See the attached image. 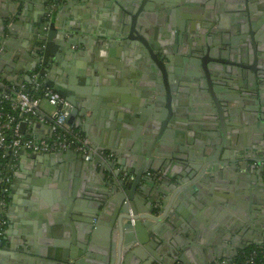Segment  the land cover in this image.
I'll return each instance as SVG.
<instances>
[{
	"label": "water",
	"instance_id": "1",
	"mask_svg": "<svg viewBox=\"0 0 264 264\" xmlns=\"http://www.w3.org/2000/svg\"><path fill=\"white\" fill-rule=\"evenodd\" d=\"M71 1L0 0V6L3 2L7 9L0 22L2 78L21 89L24 83L30 84L27 74L37 72L47 88L69 103L71 108L66 125L74 123L90 141L96 142L90 127L96 122L101 136V143L97 148L93 147L87 161L84 156L73 152L18 153L28 157V165L19 161L18 171L13 174L12 187L21 195L17 211L24 218H41L45 214L41 210L42 191L49 188L54 191L53 201L59 205L58 215L62 218L56 222V227L48 229H51L53 239L49 248L40 244L45 248L44 253L40 247L36 248L34 238L25 234L19 233L23 236L19 241L12 242L9 235L0 239V264H132L133 258L142 261L147 255L151 259L146 264H190L188 252L193 246L204 243L208 238L207 232L205 229L196 231L188 224L189 229L180 233L177 228L182 224L178 215L187 202L199 203L201 198L220 194L214 189L218 185V168L220 165L233 170L238 167L236 163L226 164V153L228 145L237 146L240 133L248 131L245 145L250 146L248 152L251 157H244L245 168L254 163L253 169L258 167L264 172L259 166L264 163V157L260 155L264 154V127L251 122L252 118L264 120L263 90L259 86L264 79L261 72L264 69V50L261 47L264 27L260 28L263 15L259 5L264 0H242L240 3L241 0H236V7L237 3H243L240 17L246 21L233 25L239 28L238 37L242 42L238 43L239 40L234 38L213 41L204 49L206 55L198 58L191 54L196 39H200V44L207 42L215 31H203L209 28L208 23L201 26V31L200 27L197 30L196 23L191 24L195 18L192 8H189L190 3L195 4L194 1L189 0L185 4V13H167L164 18L171 23V35L177 39V44L185 40L182 45L183 48L187 45V51H181L176 45L167 46L159 41L158 36L155 38L153 32L149 34L154 24L144 23L141 26L144 30L137 31L143 23L140 18L143 8L138 12L129 11V0H94L96 4L106 5L102 11L105 15L110 11L114 15L112 26H116V35L111 40L102 38L103 34H97L93 29L86 30L81 20L71 23V17H65V22H61L63 16L59 13L69 9ZM157 1L144 0V3L156 4ZM218 1L214 0V3ZM148 19L146 22H150ZM233 28L236 29H224L233 35L237 33ZM118 54L122 64L106 68L104 84L99 86L101 91L89 97H82L77 91H72L71 95L67 85L72 67L77 72L78 65L82 63L85 70L86 58L93 59L100 67L107 58L110 60ZM186 56H192L194 60H186ZM182 61L192 65L188 68L192 72L190 77L200 94L204 95L199 101L191 99V95L187 98L188 106L198 102L201 108L198 110L199 119L208 128L202 129L198 138L178 128L180 120L182 124L189 120L187 106L180 101L182 96H187L181 88H192L174 79L179 74L173 66H181ZM140 67L151 73V82L141 81ZM126 69H133L136 73L131 74V79L135 80L134 88L139 93L143 84L151 90L148 96H141L144 102L140 107L137 100L129 97L114 99L110 103L104 101L109 97L108 85L115 83L120 86ZM90 70L89 79L94 82L91 77L98 72L93 64ZM229 105H234V108ZM26 127L27 124L21 122L18 133L23 136ZM212 135L216 137L215 143ZM122 138L128 145L119 150ZM211 151L213 153L208 156ZM236 158L239 159L238 156ZM64 161L73 162L71 174H67ZM116 165L119 166L118 171H114ZM10 167L11 164L9 171ZM242 168L239 165V169ZM78 172L86 179L82 177L79 181L74 177ZM149 172L155 174L149 177ZM21 173L25 178L18 175ZM246 173L251 174L247 170ZM253 174L258 175V172ZM90 177L92 182L85 186ZM251 178L246 180L239 176L238 182L244 179L250 183L249 188L242 187L237 191L247 190L243 196L250 202L252 197L261 199L252 203L264 211V194L260 190L264 176L256 185ZM64 179H68V183L61 181L58 184ZM223 194L219 196L221 199L229 195L228 192L227 196ZM199 208L205 217L206 207L203 206V210ZM245 229L246 226L240 225L238 234L242 235ZM166 232H172L174 238H180L183 244V247L173 248V254L168 251L173 241L169 242ZM193 232L197 233L196 236H192ZM262 242L263 239L244 247Z\"/></svg>",
	"mask_w": 264,
	"mask_h": 264
},
{
	"label": "crops",
	"instance_id": "2",
	"mask_svg": "<svg viewBox=\"0 0 264 264\" xmlns=\"http://www.w3.org/2000/svg\"><path fill=\"white\" fill-rule=\"evenodd\" d=\"M8 1L10 2H20L21 1L22 2V0H8ZM203 1H204L205 8H208V9L212 8V3L214 0H203ZM221 2H222L221 3L222 5L220 7V10L221 8H223L226 11V13H229V16H228V19H226L227 22L225 25H227L229 28L235 27L236 29L233 28V31H237V33H234L233 35L231 34L229 35L228 34L229 30L221 29L219 31H215V34H213L212 39H214L215 42H222V41H228L230 38H234L236 40H239L238 43H241L242 41L241 39H239L240 37H238L239 28H237L236 26H233V25H236L237 22H239V20L235 16L236 5L234 6L232 4H228L231 2V0H222ZM63 4H64L63 6H65V2ZM68 6H69V9L66 8L62 10L61 14L59 13L61 17L63 16V18L60 19L61 22L63 21L65 22V17L67 18L71 17V21H70L71 23L79 22L81 20L82 21L81 24L84 28H86V30L90 31L91 29H93L95 30V33L103 34L102 38L111 40L114 37L113 35H116L114 32L116 31L115 29L116 26L115 28L112 26L114 15L112 14L111 11L107 13L106 15H105V12H102L104 11V7L106 8L105 4L102 5L101 2H98V4H96L94 0H86V1L82 0V2L79 0H73L71 1V4ZM91 6H93L94 8L90 9L89 7ZM6 10L7 9L5 8L2 2L0 6V11H1L0 22H1L2 15L3 14L6 15ZM191 12L194 15H199V14L201 15L202 13L201 10H192ZM207 16L208 15H206V17ZM194 18H195L194 19L195 21L196 20L198 21L199 19L203 20L202 19L203 16L194 17ZM93 23L95 25H93ZM0 27H1V24H0ZM115 53H118V52H115ZM90 59L89 58L85 59V61L87 62V64L85 63L87 70L86 69L84 70L85 66L82 67V63L78 65L77 72L74 71L72 67V70H71L72 76H70L69 84L67 85V87L70 89L71 95H72V91H77L78 95L82 97H85V96L89 97V96H92L95 92L101 91L99 89V86L104 84V78H105L104 75L106 74L105 73L106 68L115 66L117 64L118 65L122 64L121 61L119 60V54L118 56L115 55L114 58H111L110 60L109 58H107L108 60H105L104 63H101L100 67H98L97 62H93V59L92 60ZM92 64L94 65V67L96 68L98 72V75H94L91 77L94 80V82H92V80L89 79V76L91 74L90 69L92 68ZM2 70L4 69L2 68ZM130 70L131 71L127 69L125 70L124 76L121 78L122 80L120 81V84H121L120 86L115 83L108 85V88H109L108 96L109 97L104 98V101L106 103L108 102L110 103L114 99H121L122 97L123 98L129 97L131 99L137 100L139 102L137 106L140 107L142 105V102H144L142 101L141 96L146 97L151 93V90L146 87V84H143L142 86L143 89L140 90V93L134 88L135 80L131 79V74H136V73H134L133 69H130ZM140 71L142 72L141 74L142 76L140 77L141 81H144V83L151 82V78H152L151 73L144 72L143 70H141V67H140ZM30 73H28L27 75L30 76ZM190 74L191 72L188 69L185 71L181 70V75H179V77L177 76L174 77V79L177 82H180L183 85L186 84L188 86H192V88H181V91L186 92L185 94L187 95L186 97L182 96L183 98L182 100L180 99V101L183 105L187 106L186 114L189 120L184 121L186 124H182L183 122H181L182 120H180V124L178 125V128L184 130V133L190 134L191 137L194 136L198 138L199 134L202 132V129H208V128L199 119L198 110H201V108L197 105L198 102L197 103L192 102L188 106L187 98H189L191 95V99L194 98L195 100L199 101L202 98H204V95H201L200 91L197 89V87H195V84H194L195 82H192L193 78L190 77ZM0 75H2L1 70H0ZM6 84L11 85L13 83L6 82ZM26 84L27 83H24L23 85H26ZM229 106L230 108H234L233 107L234 105H229ZM51 111H52V108L46 102H41L39 106L38 114L42 121L35 120V122H33L31 125H27L23 137H26L28 139L37 140V141L48 137L49 136V128H48L49 125L46 123V121H48ZM231 112L233 113L234 111H231ZM101 113L103 114L102 110H101ZM252 119L253 121L251 122L254 123L255 125H258V127H264V120L259 121V120H256L255 118H252ZM226 122H229V119H226ZM68 127H70L72 130L77 131L83 136H85V134L80 132L79 127H75L74 123H72V126H68ZM90 127H91V132L93 134L92 136L96 139V142L90 141L89 138L86 136L85 138L89 140L91 144V149L93 152V147L95 146L97 148L98 147L97 145L101 143V139H100L101 136H100V133H98L99 129L96 127V122H93L92 124H90ZM125 133H127V130H125ZM245 136L248 137V131L246 132L244 131L238 135L239 139L237 140V146L230 144V146L228 145V148H227L226 164L236 163L238 167L233 170V168L231 169V168H228L227 166H222L219 164L220 165L218 168L219 176H217L218 185L214 186V189L217 190V192H219L220 194H218L217 196L215 195V197L209 196L207 198H201L199 203L195 201L194 204L197 206H195L191 202H187L186 206H183L181 208V212H180V215H178V218L182 225H180L179 228H177V230H179L180 233L185 232L189 229L187 225L191 224L194 228H196V231H198L199 229H205V231L207 232L206 235L208 237L204 241L203 244H200L199 246H193V248L191 249V252H188L190 264H210V263L217 264V261H219L220 259H223V256L226 254V252H229V251L236 252L237 249L240 251L245 246L243 245V243L247 244L249 243L248 242L249 240L256 239L257 231L259 229V226L261 225L262 220H264V218H262V214L260 211L261 208H259V206L256 207L255 204L252 203V202H257L256 201L257 198L252 197L251 199L252 202H250L247 200V198L243 196L244 192H246L247 194V190L245 191L241 190V192L237 191V190H240V188L242 187L249 188L248 186L250 183V182L245 181L244 179L240 183L238 182V178L239 176L240 178L242 176L243 178L245 179L248 178V180H250V178L253 177L255 180L254 183L256 185L262 182L263 172H261L258 167L256 168V170L253 169L254 163H249L247 168H245L244 157L246 158L251 157V153L248 152L250 151L249 149L250 146L245 145ZM212 137L214 139L213 143H215L216 137L213 135ZM127 145L128 143L122 138L120 140V144L118 148L119 150H121V149H124ZM117 152L121 153V151H117ZM29 153L30 152L26 151V154H29ZM212 153H213L212 151L209 152L208 156H211L210 154ZM218 155L219 156L221 155L220 152ZM237 156L239 157V159L236 158ZM212 158H214V156H212ZM19 161H22L24 164L26 163V165H28L27 164L28 157H25V155L23 156L17 155L15 160L11 162L10 171L9 169H6V172H5V175L8 179V183H7L8 194H7V205H6V209L4 212L6 226L4 228L3 236L1 237V239L6 238L9 235L12 238L11 239L12 242H14V240L16 239L19 241V238H23V236H20L19 233L25 234L27 236L33 237L34 241L37 244L36 248L40 247L42 249V252L44 253L45 248L44 246H41L40 244L46 245L49 248L48 245L53 241V239L50 236L51 229L50 231L48 229L51 227L52 228L56 227L57 226L56 222H58L62 218L60 215H58L59 205H57L53 201L54 194L52 192L54 191L49 190L48 188L42 191L43 193H42L41 199L43 203H41V210L45 214L41 216V218L31 217L30 219L28 217L24 218L20 215L17 209H19V202L21 201L20 199L21 195L17 194V189H14L11 184L13 180V174L18 171L17 168H18ZM114 161L115 160H113V162ZM64 163H65L64 165H66L67 174L68 173L71 174L73 169H70V168L73 165V162L64 161ZM239 165H241L244 168L239 169ZM97 169H99V166H97ZM118 170H119V166L116 165L114 167V171H118ZM246 170L250 171L251 174L246 173ZM252 172L253 173L258 172V175H255V174L252 175ZM78 174L79 172L76 175H74V177H76L79 181L81 180L82 177L86 179L85 175L81 176V174H79V176H77ZM82 174H85V173H82ZM148 174H155V173L149 172ZM18 175L22 179L25 178L24 173H21ZM32 178L33 177H31V179ZM158 180L161 182L162 178L159 177ZM61 181L62 183L63 182L68 183V179L67 180L64 179V180H59L58 184L61 183ZM251 181L253 182L252 178H251ZM91 182L92 181L90 177L89 182L88 181L85 182V186H87L86 184L91 183ZM54 186L56 185L54 184ZM57 187L59 186L57 185ZM83 187L84 185L82 186V188ZM226 192L229 193L228 197L221 199V197L219 196L223 193H224L223 195L227 196ZM13 197H15L14 201H13ZM203 206L206 207L204 211H207L206 215H204L205 217H203L202 211L198 210L199 207L202 209ZM206 217L208 219H206ZM240 225L246 226V229L244 230L242 235L238 234V230H240ZM54 229L56 230L57 228H54ZM67 231H69L68 228H67ZM196 234L197 233L193 232L192 236L193 235L196 236ZM165 235H166V238L170 240L169 242H172V241L174 242V243L172 242L171 249L168 248V251L170 253L173 254V252H175L173 250V248L175 247L176 248L181 247V246L183 247V244L181 243V239L176 238V237L174 238L172 232L171 234L169 232H166ZM38 242L40 243L38 244ZM232 242H234V244H231ZM210 248L213 249L211 250V252H209ZM217 255L220 256V258H217ZM166 257H169V255H166ZM216 258L219 260H217ZM150 259H151V256H148V255L142 261L138 260V258H133L132 264H146L149 262ZM212 260H215V261H212ZM167 262L168 261L166 260V263ZM228 264H233V261H231L230 263L228 262Z\"/></svg>",
	"mask_w": 264,
	"mask_h": 264
},
{
	"label": "built area",
	"instance_id": "3",
	"mask_svg": "<svg viewBox=\"0 0 264 264\" xmlns=\"http://www.w3.org/2000/svg\"><path fill=\"white\" fill-rule=\"evenodd\" d=\"M28 85H30V90L40 92L41 95L34 98L25 90V85L21 86V91L15 93V101L10 106V111L21 117V120H18L15 115L8 113L2 107V101L9 99L8 94L15 90V86L0 81V88L3 89L0 96V151L3 153V159L10 158L9 162L4 164V168L8 169L21 151L42 154L73 152L84 156L87 161L92 153L89 140L66 125L71 108L69 103L47 88L37 72L30 74V84ZM41 102H46L52 108L50 117L46 121L50 127L49 136L39 141L23 138L18 133L19 124L25 122L27 125H31L32 118L42 121L38 114ZM7 183L6 175H0V239L6 226L4 212L7 205ZM263 244L264 241L259 245ZM243 250L244 248L241 250L243 258L239 263L257 264L256 259L259 257V253L257 251L242 253ZM260 255L264 256V248L260 251ZM233 264L235 263L233 262Z\"/></svg>",
	"mask_w": 264,
	"mask_h": 264
},
{
	"label": "flooded vegetation",
	"instance_id": "4",
	"mask_svg": "<svg viewBox=\"0 0 264 264\" xmlns=\"http://www.w3.org/2000/svg\"><path fill=\"white\" fill-rule=\"evenodd\" d=\"M129 1H130V4L127 5L129 11H131V12L137 11L138 12L139 8H141V7L143 8V12H142L141 17H140L142 19L143 23L141 25H139V28L136 29L137 31L144 30L141 28V26L144 23L154 24L153 27H151L152 31H149V34H152V32H153L154 37L157 38V36H158L159 41L162 43H165L167 46L171 47L173 45H176L178 47V49H180L181 51H183V50L187 51V45L185 44L184 48L182 45V43H184L185 40L183 39L181 44H179V43L177 44V39L175 37L173 38V34L171 35V32L173 33L172 25H171V23L169 24V20L168 21L164 20V18L167 15V13H170L171 15H176V13L177 14L185 13V10L187 8V7H185V4L189 0H184V4H181V0H170L171 2L168 0H166V2H165V0H158L156 4H154L152 2L144 3V0H129ZM191 1H194L195 4L190 3L191 7L189 9L192 8V10H201L202 11L201 15L200 14L199 15L193 14L194 17H200V16L202 17L203 16L202 19L204 20L206 15H208L205 18L208 21H206V20L203 21L201 19H199L198 21L197 20L195 21L194 19L191 20V24H192V22H194L198 25L197 30L199 27H200V31L203 30V29H201V26L204 27L207 25V23L209 24V28L205 29L203 31H207V32L219 31L221 29L228 27L225 24L227 22L226 19H228L229 13H226V11L223 8H221V10H220V7L222 5L221 4L222 0L221 1L219 0L217 3H214V1H213L211 9L204 7V1L203 0H199V1L190 0V2ZM235 1L236 0H231V2L228 4L235 5ZM240 2H242V0L239 1V3ZM239 3H237L238 8L235 7V8H237L235 16L239 21L246 23V21L242 17H240V15H241L240 12L243 9V3H241V4H239ZM259 7H260V9H262V15H263L261 20H260V22H262L260 24V28H261V27H264V2L263 1L259 5ZM145 8L149 11H146ZM145 15L149 18V19L148 18H146V19H148L150 22H146L147 20L144 19ZM126 30H127V28H126ZM208 35H210V34H208ZM212 36L213 35H211L210 38H208V40L206 39L208 43L206 41L205 42L202 41V44H200L201 43L200 39H196L197 43H195V44L193 43L195 45V49H191L192 50L191 54H194L192 56H195L197 58L198 57H204L206 55V52H204V49L209 47V45L214 41V39H212ZM261 47L264 50V33H262V35H261ZM201 48H203V50H201ZM175 50H176V48H175ZM263 54H264V52H263ZM192 56H186V60H192L194 58ZM263 57H264V55H263ZM183 60H185V58H183ZM182 63H183V61H182ZM180 65L181 66H176V65L173 66V68L176 71H178L179 75H181V70L185 71L189 68V66H191V68H192V65L189 63H187V64L183 63ZM263 65H264V61H263ZM261 72L264 73V69ZM30 74H32V73H30ZM179 75H178V77H179ZM4 79L5 78H2V75H0V81L2 80L1 82L6 84V81ZM259 86L262 87V90H263L262 91V97L264 99V79L260 82ZM2 92H3V89L0 88V96H1ZM260 155L264 157V154H260ZM259 166H262L263 171H264V163L259 164ZM147 175L149 177L152 176V174H147ZM263 176H264V172H263ZM260 190L263 191V194H264V184L260 188ZM257 200H261V199H257ZM261 214H262V218H264V211H261ZM226 237H228V236H226ZM262 239L264 241V220H262L261 225L259 226V229H258L257 235H256V239L255 240H249V241L247 240L249 242L247 244H251L253 242L257 243V242H260ZM243 245L246 246V244H244V243H243ZM243 248H245V247H243ZM240 251L237 249L236 252L235 251L226 252V254L223 256V259H220V260L218 259L219 261H217V264H228V262L230 263L231 261L234 262L235 259L239 256Z\"/></svg>",
	"mask_w": 264,
	"mask_h": 264
},
{
	"label": "trees",
	"instance_id": "5",
	"mask_svg": "<svg viewBox=\"0 0 264 264\" xmlns=\"http://www.w3.org/2000/svg\"><path fill=\"white\" fill-rule=\"evenodd\" d=\"M25 86H26L25 90L29 94H31L32 97H34V98L40 97V95H41L40 92H33L32 90H30V85H28V84H26ZM18 91H21L20 88L15 87V90L14 91L9 92V94H8L9 95V99L2 101V107H3V109L5 111H8V113H12L10 111V106L15 101V93L18 92ZM12 114L15 115L18 120H21V117L19 116V114H16V113H12ZM35 120H37V119L32 118V121L33 122H35ZM23 138H26V137H23ZM2 155H3V153L0 151V175L1 176L2 175H5L6 169L4 168V164L8 163L9 162V159H10V158L9 159H3L2 158ZM263 248H264V244L263 245L252 244V245H250L248 247H245L244 250L242 251V253L243 252L250 253L252 251H257L259 253V257L256 259L257 264H259L261 262H262V264H264V256H261L260 255V251ZM242 258L243 257H242L241 251H240L239 256L235 259L234 263L235 264H240L239 262L242 260Z\"/></svg>",
	"mask_w": 264,
	"mask_h": 264
}]
</instances>
